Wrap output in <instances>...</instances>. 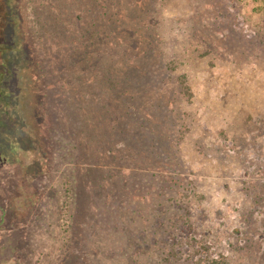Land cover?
<instances>
[{"label":"rangeland","instance_id":"374dc122","mask_svg":"<svg viewBox=\"0 0 264 264\" xmlns=\"http://www.w3.org/2000/svg\"><path fill=\"white\" fill-rule=\"evenodd\" d=\"M137 1L146 10L123 29L150 55L137 61L153 98L165 90L170 137L119 134L139 147L135 164L114 165L116 185L64 137L43 174L25 163L34 126L12 113L20 71L3 49L0 264H264V0Z\"/></svg>","mask_w":264,"mask_h":264},{"label":"trees","instance_id":"16d2710c","mask_svg":"<svg viewBox=\"0 0 264 264\" xmlns=\"http://www.w3.org/2000/svg\"><path fill=\"white\" fill-rule=\"evenodd\" d=\"M25 8L35 15L32 32L26 29ZM145 10L137 0H0V58L4 48L17 52L8 60L20 71L19 76L12 73V80L20 81H15L20 87L12 113L24 119L31 115L35 141L25 163L37 166L36 175L53 164L51 145L63 147L64 137L93 165L85 169L89 174L107 170L101 174L103 184L116 185L123 170H116L114 178V165L135 164L132 151L139 147H132L130 138L129 145L119 146V134L133 135L137 125V134L149 133L144 128L150 126L158 139L170 137L162 134L167 132L162 113L167 105L161 101L165 90L153 98L151 81H157L151 67L137 61L150 55L130 38L131 30L123 29L138 17L134 12ZM183 88L191 94L187 85ZM127 146L130 153L123 155ZM2 263L20 264L11 258ZM61 264L80 262L69 258Z\"/></svg>","mask_w":264,"mask_h":264}]
</instances>
